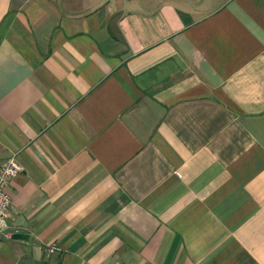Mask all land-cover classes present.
Here are the masks:
<instances>
[{
  "label": "crops",
  "instance_id": "crops-1",
  "mask_svg": "<svg viewBox=\"0 0 264 264\" xmlns=\"http://www.w3.org/2000/svg\"><path fill=\"white\" fill-rule=\"evenodd\" d=\"M11 154L0 264H264V0H0Z\"/></svg>",
  "mask_w": 264,
  "mask_h": 264
},
{
  "label": "built area",
  "instance_id": "built-area-1",
  "mask_svg": "<svg viewBox=\"0 0 264 264\" xmlns=\"http://www.w3.org/2000/svg\"><path fill=\"white\" fill-rule=\"evenodd\" d=\"M20 169L21 167L15 154H11L4 161L0 162V239L11 236V233L8 231V216L11 202L8 184Z\"/></svg>",
  "mask_w": 264,
  "mask_h": 264
},
{
  "label": "water",
  "instance_id": "water-1",
  "mask_svg": "<svg viewBox=\"0 0 264 264\" xmlns=\"http://www.w3.org/2000/svg\"><path fill=\"white\" fill-rule=\"evenodd\" d=\"M13 236L14 237H23L24 234H22V233H14Z\"/></svg>",
  "mask_w": 264,
  "mask_h": 264
}]
</instances>
